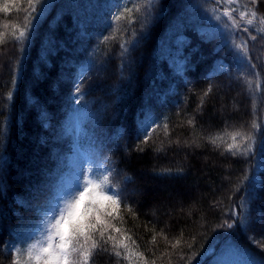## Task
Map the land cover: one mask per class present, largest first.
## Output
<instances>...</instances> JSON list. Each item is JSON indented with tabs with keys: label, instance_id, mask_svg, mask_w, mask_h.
<instances>
[{
	"label": "trees",
	"instance_id": "trees-1",
	"mask_svg": "<svg viewBox=\"0 0 264 264\" xmlns=\"http://www.w3.org/2000/svg\"><path fill=\"white\" fill-rule=\"evenodd\" d=\"M133 2L142 6L146 0ZM247 2L153 0L129 26L114 19L125 4L132 7L129 0H44L23 44L12 33L18 35L24 23L26 0L0 12V155L7 160L0 264H11L8 242L38 226L77 144H92L112 167L111 183L124 189L125 198L122 222L113 221L122 231L112 234L131 237L125 240L128 250L119 249L121 257L109 244L90 264H169V258L171 264H210L228 243L264 262V132L251 127L254 120L264 123V31H255L264 24L250 26L258 39L249 40L247 50L257 67L241 68L232 41L243 43L248 33L225 29L228 18L217 21L211 11L234 7L239 20ZM257 7L264 13V0ZM113 34L115 39L104 42ZM122 42L128 48L123 55ZM79 109L85 117L76 135L71 118ZM165 118L167 137L158 129L141 144V123ZM225 130L252 132L251 151L228 152L233 141ZM161 142L163 150L157 151ZM182 231L181 245L172 250L164 236L174 241ZM16 246L26 259V246Z\"/></svg>",
	"mask_w": 264,
	"mask_h": 264
},
{
	"label": "snow or ice",
	"instance_id": "snow-or-ice-1",
	"mask_svg": "<svg viewBox=\"0 0 264 264\" xmlns=\"http://www.w3.org/2000/svg\"><path fill=\"white\" fill-rule=\"evenodd\" d=\"M132 7L124 5L123 10L117 14L114 19L119 22L122 19L127 21L131 26L136 22L138 17L136 13L141 12L142 8L151 9L153 0H146V3L138 5L129 0ZM215 4L239 5V0H214ZM261 0H248L243 6L244 10L238 12L239 20L233 15L237 12V8L229 7L221 10L219 7L211 9L214 14V19L221 21L223 17H227L231 23H224L225 29H241L248 33V39L243 43H237L235 39L232 41V47L236 50L237 60L241 68H249L254 70L257 65L252 62V57L248 54V41H257L258 36L250 31V26L254 21L264 24V13L258 11V5ZM17 3V0H5L4 5L0 6V12L10 11V4ZM27 7L24 9V23L20 27L18 35L12 33L13 39L23 44L31 35V30L34 27L33 13L38 11L41 13L44 10V0H26ZM241 21L246 26L242 27ZM127 30V29H123ZM117 30H114V33ZM135 30L133 29V32ZM256 32L264 30L255 29ZM264 39V36L260 37ZM4 34L0 33V43L3 42ZM110 39H115V35L105 36L104 42ZM122 55L128 51L127 42L120 44ZM23 51V49H21ZM259 87V86H258ZM212 88L209 87L200 98V104L204 103V98L209 95ZM77 96L76 103L79 104L83 95L79 86L76 88ZM9 94V99H11ZM199 107V106H198ZM195 118L188 120L189 125H194ZM252 130H261L264 132V123L252 122ZM168 123H161L157 119L142 122L140 131L143 133L141 144H148L152 139L153 134L158 129H163L165 137L168 135ZM232 143L227 144V151L232 155H247L252 148L253 134L252 132L234 131L227 132ZM218 138V137H217ZM217 138H211V143L216 144ZM239 138V139H237ZM172 143V141H169ZM179 144V141H176ZM188 143L187 141L185 142ZM195 143V141H193ZM139 150H143L140 145H137ZM163 150V142L157 147V151ZM6 157L0 155V192L4 190L3 176L6 171ZM170 172V169L164 170ZM115 175L112 167L105 161L103 164L93 166L88 164L87 168L83 169L80 176L75 181L74 185L63 192L58 193L55 198L47 201L41 209V215L38 221V226L26 238H20L18 241H9L6 245L8 255L12 256L11 264H90L93 254L97 251L108 252L109 244L112 246V251L116 257H121L122 253L119 250L121 247L128 250V245L125 240L131 239L126 234L122 238H117L112 233H120L122 230L113 224L118 218L122 222V217H119L121 203L125 200L124 189L118 184L111 183L112 177ZM246 178V177H244ZM125 181H130L129 177L124 178ZM124 207L131 213V208L124 203ZM133 215H135L133 213ZM229 228L233 225L228 224ZM162 234V233H161ZM164 239L170 245L172 250H176L182 243L183 231L179 237H175L174 241H169L165 235ZM156 235H153L152 242L155 243ZM17 243L26 246L23 251H26L27 258L22 259V248L17 247ZM135 244V241H132ZM264 248V245H261ZM132 255L128 252V257ZM183 258V257H181ZM154 264V262H153ZM171 264V258H169ZM187 264H191L189 260ZM197 264L199 262L197 261ZM264 264V262H262Z\"/></svg>",
	"mask_w": 264,
	"mask_h": 264
},
{
	"label": "rangeland",
	"instance_id": "rangeland-1",
	"mask_svg": "<svg viewBox=\"0 0 264 264\" xmlns=\"http://www.w3.org/2000/svg\"><path fill=\"white\" fill-rule=\"evenodd\" d=\"M85 117L84 109H79L71 118V129L78 135ZM106 160L101 157L97 149L90 146L76 145L74 152L70 155L67 170L61 182L59 193L72 187L80 176L83 169L91 163L94 167L103 164ZM210 264H259L253 260L246 252L228 243L221 252L213 256Z\"/></svg>",
	"mask_w": 264,
	"mask_h": 264
}]
</instances>
